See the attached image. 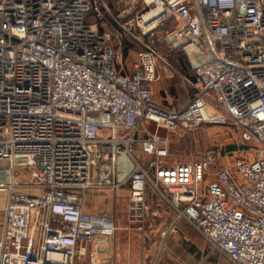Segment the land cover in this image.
I'll return each mask as SVG.
<instances>
[{
    "label": "built area",
    "instance_id": "2783aa9c",
    "mask_svg": "<svg viewBox=\"0 0 264 264\" xmlns=\"http://www.w3.org/2000/svg\"><path fill=\"white\" fill-rule=\"evenodd\" d=\"M115 27L141 46L131 67ZM162 46L194 73L177 108L154 99ZM142 124L235 127L258 148L169 164ZM123 185L134 228L155 197L231 264H264V0H0V264H116L115 219L78 202Z\"/></svg>",
    "mask_w": 264,
    "mask_h": 264
},
{
    "label": "rangeland",
    "instance_id": "374dc122",
    "mask_svg": "<svg viewBox=\"0 0 264 264\" xmlns=\"http://www.w3.org/2000/svg\"><path fill=\"white\" fill-rule=\"evenodd\" d=\"M115 28L123 34L122 39L117 41L116 44L124 54V65L125 67H131L141 46L127 33L118 27ZM160 50L172 68L165 70L164 64L161 65V79L154 85L153 89L155 102L165 108L183 106L191 100L196 91L188 83V81L194 79L193 70L184 53L178 50L170 52L165 46L160 47ZM157 130V127L153 124H142L139 136L147 138L148 134L156 133ZM158 134L169 139L170 156L166 159L169 164L195 162L211 148L222 156L229 154L234 158L246 155L248 158H254V149L258 148L255 143L246 144L241 139L239 130L235 127L203 125L195 129H181L178 132L159 129ZM125 201V197L121 194L117 199L118 206L124 207L125 203L128 202L130 204L129 199L127 202ZM102 205L112 206L111 203ZM210 249L209 245H205L202 248L196 247L194 251V247L189 246L178 251L168 250L164 253L170 259L168 264L173 261L179 264H196L197 260L200 261V264H231L226 257L219 253L212 252L215 254L210 255Z\"/></svg>",
    "mask_w": 264,
    "mask_h": 264
},
{
    "label": "crops",
    "instance_id": "0c3cea01",
    "mask_svg": "<svg viewBox=\"0 0 264 264\" xmlns=\"http://www.w3.org/2000/svg\"><path fill=\"white\" fill-rule=\"evenodd\" d=\"M29 192L36 195L39 190L35 188ZM85 193L87 194H84L82 200L78 202L85 211L100 212L113 217L117 223L118 231L108 240L104 250L105 254L112 257L116 264H168L170 259L164 253L165 251H178L189 246L194 247L195 251L196 247L202 248L208 245L190 223L184 220L176 221V214L173 210H164L165 206H162L160 213L155 216L154 210L157 207L160 208L159 201L155 197H148L146 229L140 231L134 228L130 219L129 202L125 203L124 207H119L117 203L121 194L125 197V202L128 201L129 187L127 185H123L119 191L102 189L88 190ZM7 201L6 195H0V240L5 221L3 209L7 206ZM104 203L108 205L111 203L112 206H103ZM173 225L175 228L171 230ZM212 252L210 249V255L215 254ZM171 264L179 263L173 261ZM196 264H200V261L197 260Z\"/></svg>",
    "mask_w": 264,
    "mask_h": 264
}]
</instances>
